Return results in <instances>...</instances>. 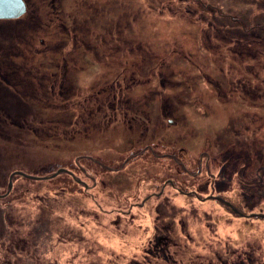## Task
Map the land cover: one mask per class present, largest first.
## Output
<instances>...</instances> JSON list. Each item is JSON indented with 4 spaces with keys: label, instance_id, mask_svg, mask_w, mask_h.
Wrapping results in <instances>:
<instances>
[{
    "label": "rangeland",
    "instance_id": "obj_1",
    "mask_svg": "<svg viewBox=\"0 0 264 264\" xmlns=\"http://www.w3.org/2000/svg\"><path fill=\"white\" fill-rule=\"evenodd\" d=\"M38 1L41 12L0 23L5 37L20 35L19 68L39 71L50 60L55 73L44 85L20 79L19 100L3 113L19 123H1L3 172L45 178L68 169L90 189L65 173L45 181L16 177L12 198L0 201V264H264V44L257 38L264 37V0H90L95 5L80 8L76 0ZM63 26L73 57L67 78L62 55L47 49L52 40L61 48ZM79 34H87V47L104 48L97 63L91 50H79ZM138 55L154 60L146 75L137 74L131 100L145 96L157 73L152 85L166 80L159 91L179 105L174 116L164 110L165 120L151 115L147 143L154 135L159 145L153 156L131 153L130 141H142L122 117L98 130L103 119L94 114L105 97L98 89L140 65ZM168 180L181 194L168 187L140 206ZM157 234L175 240L167 257L153 247ZM19 237L32 242L25 253Z\"/></svg>",
    "mask_w": 264,
    "mask_h": 264
},
{
    "label": "flooded vegetation",
    "instance_id": "obj_2",
    "mask_svg": "<svg viewBox=\"0 0 264 264\" xmlns=\"http://www.w3.org/2000/svg\"><path fill=\"white\" fill-rule=\"evenodd\" d=\"M77 1V8L79 7H83L85 5L88 4H92L95 5L93 1L90 0H76ZM26 6H27V11L25 13L29 14V12L32 13H38L42 11V7L39 5V1L38 0H24ZM54 2V1H53ZM41 3H44V1H42ZM96 4H98V2L96 1ZM48 6H50L52 9L55 5L49 4ZM94 8V6L92 7ZM86 12H89V10H87ZM31 14V13H30ZM25 15H23L21 18L19 19H15V20H1L0 23H3L4 21H6L5 23H11L14 21H18L21 20ZM82 17V16H80ZM62 19H64V17H62ZM77 19V17L75 18V20ZM81 19V18H80ZM65 22H67L66 19H64ZM34 23L36 24V26H38L37 28L40 29L39 25L43 24V19H41L39 16H37L36 20H33ZM80 22V21H79ZM76 21H74L75 24L79 23ZM88 22V21H86ZM9 27V26H6ZM64 27V33L61 37V40L59 39L58 44H60L61 48L58 51H55V49L53 48V40L54 38H50L52 40V42H49L50 44L48 45L47 49L49 51V55H62V60H63V64H62V76L64 78L69 77V74L72 72H69V67H70V62L72 61L71 59L73 57L70 58V56H68V52L67 50V44H68V37L71 34L70 31H68V27L67 26H63ZM92 27L88 26L87 30L90 31ZM35 29V25L34 27H30V30ZM13 36L11 38L5 37L7 35H3L0 33V137L7 135L5 132H3V129L1 128V123L3 124L4 119H9L12 122L15 121V116H12L8 111L6 112V114L4 115L3 113L5 112V110H8L9 108H13L15 107V105L17 104V99L19 100L20 97V93L18 92L19 89V84L21 85V78L26 77V78H30L31 77V82L32 85L33 83H35L36 78H39V84L38 85H44L46 80L48 81L47 78H49V74L50 76L55 75V73H49V69L53 67V65L51 64V61L49 60V65L48 64H44L42 66V68L38 69L39 71H35L33 72L32 69L27 68L28 70H26L25 68H19L18 62H19V58L20 55L17 53V49H19L20 45L19 44V40H20V35L19 33L14 30L12 32ZM34 34V33H32ZM88 34V33H87ZM87 34L81 36L79 34V50H81L82 52H86L89 53L91 50V60H96L94 63L98 62V58L100 55V50L104 49L103 47L100 46V44L97 43H92V46L89 48L87 47L89 45V41H86V37ZM74 37H76V33L74 32ZM78 37V34H77ZM92 42V41H90ZM126 43V42H125ZM103 46V45H102ZM109 50V49H108ZM111 50H114L113 48H111ZM96 54H94V52ZM72 52V51H71ZM35 55L33 56H38L43 54V52L39 53L36 52L34 53ZM109 56L107 57V59H110L111 56H113V53H108ZM142 55V54H141ZM139 56V55H138ZM96 57V58H95ZM153 58V57H151ZM148 56H139L140 61V65H133L132 68L130 69H125V72L123 73V76L119 79H117V83H114L110 88L107 85L101 86L98 91H97V95L98 97L100 96H105L102 100H97V105L95 106V110H94V114H97L101 117V119H103V123L97 125V129L98 130H102V125H106L109 126L113 123V122H118L119 121V117L123 118V121L125 120L126 122H128L130 124L129 128L130 131L133 132V136L136 137L137 140H141V143H136L135 141H130V146H133L134 148L130 149L131 153H138V155H141L142 153H152V156L154 153H156V148L159 147L158 143H154V141L156 139H158L157 136H152V141L147 143V140L149 138V130H150V125L152 124V120L153 118L151 117V115L153 113L155 114H160L161 113V120L164 118V120L166 118H169L168 114H166L164 112V110H170L171 111V115L174 116V111L173 109L178 108L179 105H177V103L175 101L170 100L167 96L162 95V92L159 91L163 88L167 87V84L164 83V81L166 80H162L160 81V85L159 87L157 86H153L152 85V80L153 78H155V76H157L156 74H152L150 75L147 80V82H150L149 85V91L145 94L144 97H142L140 100H131V96L133 94V90L135 91V88L137 86H140L139 84H141V82H137V74L141 75H146L148 70L152 67V66H148V59L150 61L154 60L151 59ZM12 61V63H11ZM142 61V62H141ZM150 65V64H149ZM44 67H49L44 68ZM35 69V68H34ZM44 69V70H43ZM77 70V68H75L73 71L75 72ZM73 72V73H74ZM154 75V76H153ZM48 76V77H47ZM161 79L163 78V76L158 75ZM41 77H43V79H41ZM97 82V81H96ZM167 82V81H166ZM221 84V83H220ZM30 85V84H29ZM219 85V84H218ZM136 86V87H133ZM64 87L61 84V88ZM93 87V86H92ZM216 88H218L215 85ZM221 87V86H220ZM50 93H48L49 95ZM107 95V96H106ZM110 96L113 97V100H108L109 98H111ZM36 99H38L37 97H33V100L36 101ZM22 102H24L23 100H20ZM168 113V112H167ZM122 121V122H123ZM11 124H13L14 126H17V123L19 122H13ZM8 123V121H7ZM169 124H174L175 122L173 121V119H169L168 120ZM25 124H28L30 127H27V131L29 132L31 129L34 130V132L36 131L33 127H32V123L31 122H27L25 121ZM20 126V125H19ZM76 131V134H78L80 131L79 128H75L74 129ZM73 130V131H74ZM104 130V129H103ZM72 134H74L75 132H71ZM136 149V150H135ZM1 151V150H0ZM135 151V152H134ZM206 156H208V153H205ZM3 157L4 154L1 151L0 152V201L3 202L4 204H8L9 200L12 198V194L14 193V187H15V178L16 177H21V178H25L27 180H32V181H41V180H34V179H30V178H26L22 175L16 174L18 172H22L26 175L29 176H34L31 174H27L23 171H15L12 174H10V176L7 177V175L3 172ZM64 170L62 171L60 174L65 173L68 174L69 176H71L75 182H77L78 184L82 185L84 187L85 190H89L90 187L88 186L87 183H85L82 180H78L74 173L68 169H61ZM222 171H225L222 169ZM126 173V172H125ZM147 173V172H146ZM34 177H40V176H34ZM57 177V176H56ZM47 179H53L52 176L51 177H45ZM55 178V177H54ZM129 179L130 181H132L131 176L129 175ZM140 179V178H139ZM42 180V181H45ZM213 183H210V185ZM215 183L213 185V188L215 187ZM170 187L172 188L173 191H176L178 193L181 192V189L179 187L175 186V183L173 180H168L165 184L164 187L162 188V190L159 193H152L151 195H148L145 200L141 203L140 206H144L146 203H148L149 201H151V199L153 198H161L163 193H165L166 189ZM180 192H179V191ZM215 193H218L217 189L215 190ZM181 194V193H180ZM194 198L198 199L200 202L204 203L206 202L207 198H200L199 197V192H193L192 193ZM182 195H185L187 197L192 196L190 193H183ZM192 196V197H193ZM167 199H169V196H166ZM208 198L210 200L216 201V202H220L222 204H226L228 205V200H226L225 198H223L220 195H209ZM208 199V200H209ZM232 206V205H231ZM234 207V206H232ZM3 205L0 204V215H2L4 213V209H3ZM235 208V207H234ZM236 210H238L237 208H235ZM159 209L157 210L156 208V215L160 218L161 216L159 215ZM3 217V215H2ZM242 217V216H241ZM157 218V219H159ZM16 223V222H14ZM20 242V244L17 246L18 251H20L21 253L24 252L25 253V249L32 243L30 238L27 240L22 239L21 237H19V239L17 240ZM174 238H172L170 235H163V234H157L156 238H155V242L153 244V247L155 249H158L160 251V253H163L164 255H169V252H167V250L169 249V247L173 244H175L174 242ZM170 245V246H169ZM166 255V257H167Z\"/></svg>",
    "mask_w": 264,
    "mask_h": 264
},
{
    "label": "water",
    "instance_id": "obj_3",
    "mask_svg": "<svg viewBox=\"0 0 264 264\" xmlns=\"http://www.w3.org/2000/svg\"><path fill=\"white\" fill-rule=\"evenodd\" d=\"M27 11V6L24 0H0V20H15L21 18L25 15ZM64 170H59L56 174L52 176V178L59 175ZM16 174L22 175L26 178L34 179V180H45L44 177H34L26 175L22 172H18ZM229 206H231L228 203ZM232 207V206H231ZM234 212L238 213L239 215L243 216L242 213L237 211L234 207H232Z\"/></svg>",
    "mask_w": 264,
    "mask_h": 264
},
{
    "label": "trees",
    "instance_id": "obj_4",
    "mask_svg": "<svg viewBox=\"0 0 264 264\" xmlns=\"http://www.w3.org/2000/svg\"><path fill=\"white\" fill-rule=\"evenodd\" d=\"M259 40H261L262 42L261 43H263L264 44V37H263V35L262 34H259L258 35V37H257ZM263 83H264V81H263ZM261 91V88L260 89H258V95H259V92ZM246 95L247 96H249V94L246 92Z\"/></svg>",
    "mask_w": 264,
    "mask_h": 264
}]
</instances>
